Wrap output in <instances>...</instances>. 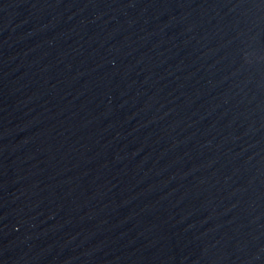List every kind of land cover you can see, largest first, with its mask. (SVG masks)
I'll use <instances>...</instances> for the list:
<instances>
[{"label":"water","instance_id":"water-1","mask_svg":"<svg viewBox=\"0 0 264 264\" xmlns=\"http://www.w3.org/2000/svg\"><path fill=\"white\" fill-rule=\"evenodd\" d=\"M0 264H264V0H0Z\"/></svg>","mask_w":264,"mask_h":264}]
</instances>
